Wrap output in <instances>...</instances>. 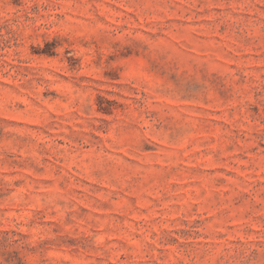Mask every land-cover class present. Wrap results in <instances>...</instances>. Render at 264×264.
Segmentation results:
<instances>
[{"label":"rangeland","instance_id":"rangeland-1","mask_svg":"<svg viewBox=\"0 0 264 264\" xmlns=\"http://www.w3.org/2000/svg\"><path fill=\"white\" fill-rule=\"evenodd\" d=\"M0 264H264V0H0Z\"/></svg>","mask_w":264,"mask_h":264}]
</instances>
